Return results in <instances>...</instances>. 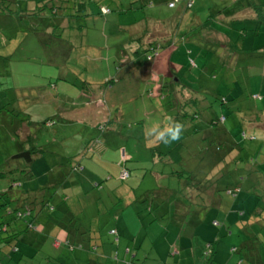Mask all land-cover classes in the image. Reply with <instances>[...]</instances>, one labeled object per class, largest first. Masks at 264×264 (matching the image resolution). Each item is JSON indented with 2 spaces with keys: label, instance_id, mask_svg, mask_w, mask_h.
Masks as SVG:
<instances>
[{
  "label": "crops",
  "instance_id": "1",
  "mask_svg": "<svg viewBox=\"0 0 264 264\" xmlns=\"http://www.w3.org/2000/svg\"><path fill=\"white\" fill-rule=\"evenodd\" d=\"M27 1L29 0L19 1L17 9L20 16L4 15L3 20L6 27L5 29H9L12 36L14 27L20 28V30L24 29V31L29 30V27H22L26 26L23 21L32 16H36V21H34L35 25H37L38 19H46L44 25L41 27L43 30L35 34L37 39H43L45 34L44 30L50 31L53 35H55L56 31H59L62 36L64 34L62 30L66 32L69 29H76L74 25L80 28L85 24L80 23L78 20L79 24H73L72 21L74 22L76 19H74L75 17L72 16V14H67V11L57 17L54 16L52 19L48 18V15L45 14L46 10L34 14L31 10L35 9V4L29 5L26 3ZM235 1L236 0L232 2ZM22 3L25 5L24 8H22ZM254 3H264V0H245V2L236 9H233L234 6L230 5H224L220 9L218 5L214 6L207 3L208 7L213 9V22L216 26L213 27L211 24L212 27L208 28V30L212 32V35L204 36V38H211L212 43L209 42L203 45V41L201 42V40H198L199 45L192 47L188 45V39L185 40L187 46L192 47L196 53V56H194L196 59L202 61L200 50L208 46L209 50H214L216 55H219L223 60L229 62L228 82L226 83V81L221 78L219 83L214 85V87H204L203 89L202 86L199 89L194 88L193 85L187 81L184 72H182V65L173 58L176 52H172V50L175 49L173 46L169 47L170 50H168V46L162 47L163 49L161 48L159 54L149 61L146 60L143 55L133 57L132 54L127 55L125 52L122 55L119 54L118 56H120L119 60L122 62V66L116 69L117 72H120L122 75H111L115 76L117 79L115 82H111V84L106 83V79L111 77L107 76L108 73L96 72L98 68L95 67V65L99 64L100 60L103 58L101 55H98L96 58L88 57L85 59L87 63L83 65L79 62L81 59L77 57L74 59L73 64L67 65V63L62 62L61 58L63 54H61L58 49L57 54L46 55L47 59L44 56L41 57L43 62L47 61L48 63L38 66L35 69H27L29 73L24 69L14 71L13 64L11 63V53H8L7 56L1 55L6 58L4 60L0 59V76H6L10 81H7L6 87H1V89L5 88L7 91L4 92L5 95L0 98V107L5 105L14 110L12 114L0 111V125L3 124L0 128L6 131L7 134V139L4 138L6 142L4 146H7L10 141L12 144L10 147H14V149L17 147H36L44 150V152L36 158L40 161L36 162L35 159L32 163L33 170L37 173V177L39 176L41 178L39 180L40 185L28 184V186H30L29 189H37L42 185H54L56 188V192L51 197V203L55 207V209L52 210L54 214L51 215V211L45 208L37 214L36 221L37 223L40 222L39 228H41V230L37 231L38 236L44 234H46L47 237L51 236L54 238L55 247H61L63 243L61 244L60 242L67 240V238L69 239L71 234L67 227L60 224L55 218L51 219L49 216H98V214L95 213V211H97L95 206L99 204V196L93 189H102L105 184L107 185L113 182L109 187L110 191L113 192L111 198L113 204L122 203V200L124 201L122 194L123 182H121L119 175L122 169L120 163L123 153L126 154L128 167H130V165H134L133 167L140 166V164L137 163L141 160L139 161L137 158V162L133 163L139 147L143 146L145 150H149L151 153L150 148H152L154 141L148 137V131L145 130L143 126H140L141 128L132 127L127 130L124 128L123 122H121L122 110L115 117L111 116L110 113H105L108 105L103 97V93L109 87L115 90L114 83L119 81L120 78L126 77L125 72H123L126 66H135V69L138 70L139 78L143 81V86L145 85L147 91H151V94H153H149L150 97L161 98L164 96V99L167 100L169 88L170 91L176 92L177 98L179 96L181 98L191 99L190 105L196 109H190L189 111L192 110L199 114L201 113L200 117L202 119H196L195 121L204 123L203 128L205 132L202 139H206L209 132L217 131L218 127L219 130L227 128L228 134L230 133L229 138L238 140L239 138H237L236 135H231L226 121L228 119L230 123H234L238 126L241 114L247 109L246 107L250 102V105L254 107V109L251 114H248L249 116L246 117L245 123L242 125V131L244 130L246 135L249 134L253 138H257L258 136L257 140L262 141L264 137V104H261V101L263 99H254L252 98V94H257V90L264 92V25L261 26L259 34L254 36L255 33L253 34V30L256 28L259 20L255 17V11H253L252 8ZM68 17H72V21H68ZM243 20L249 21L247 23L248 27L247 25L243 27V29L247 28L249 31L246 30L245 33V31L242 30L240 32L241 34L243 33L242 35H244V37H247L246 44L243 40L237 38L239 33L236 31L237 24H240ZM159 22L160 19L151 20V23ZM137 26L135 29H132L133 33L137 32ZM140 30L141 29H139V31ZM250 33L252 36L249 35ZM86 34L87 32H84L85 36ZM28 35L29 33L22 34L16 31L13 38L22 37L23 40H27ZM69 38L71 39L72 36L69 35ZM57 39H59V35L55 38L53 36L50 41L53 43V41ZM238 40H240V43ZM33 43L35 44V41ZM242 45H246L248 49H241ZM252 49L255 51L251 53L250 50ZM11 50L10 48V51ZM70 57H72L71 54ZM126 57L129 58V60L127 59L128 61H126ZM63 58L67 57L63 55ZM230 60L235 61L237 67L232 68ZM242 61L245 64H243ZM114 64L116 67L117 62L115 61ZM8 67L10 68L8 69ZM15 72H20V76L22 80H24L23 83L18 84L13 81ZM81 72L85 74L82 80L89 83L83 88L80 85H76L78 74ZM177 75L180 76L178 80L175 77ZM236 76L239 79H237ZM168 77L173 78L171 84L169 83ZM53 78H56V80L54 81ZM154 80L160 83L161 86L159 87L157 84L156 87H154ZM241 80H243L244 83ZM9 85L10 88H8ZM76 86L79 87L80 90L77 91ZM9 89L10 91H8ZM228 90L234 97L231 100L233 104L230 105L232 107L230 110H233V112L227 115V118H224V121L218 123L216 126H214V124H208L204 120L205 118L213 117L214 112L213 110L203 111V106L209 104L210 97H208L207 94L213 95L215 92L218 93L219 91L229 92ZM122 94H124L123 88L122 90L117 89L114 95L118 98V95ZM187 94H189V96H186ZM246 98H250V101ZM142 103L144 107L153 106L155 109L157 106L154 100L152 101L153 105L146 101ZM198 104H202L200 108ZM238 106L239 108H237ZM51 116L56 118L52 119L55 121L53 124L47 122V119L50 120ZM109 116H111L113 120ZM19 117L24 121H21ZM195 121L192 120L191 122L189 119H186V122L182 123H185V125H192ZM78 125L82 127L89 125V132L91 134L89 136V142L83 146L84 149H82L81 153L74 155L75 153H73L74 150H71V145L75 142L76 126ZM247 126H249V128ZM92 128L95 130V133ZM130 141L132 142L131 144H129ZM197 141L199 142L198 139ZM52 145L58 146V148L54 149ZM130 147H134L133 152ZM3 151L4 152H0L3 154L9 152L4 149ZM200 151H197V153ZM182 157L185 158L184 161H186L187 168L194 170H197L199 164L204 162V160L200 162V158L193 157L192 159L190 155H187L188 158H186L183 154ZM154 158L159 159V156L156 155ZM76 162L81 163V165L78 166ZM191 163L195 165L192 166ZM36 164L41 168L39 172H37ZM68 164L71 171L77 175L71 176V172L67 171ZM200 166L203 167L204 164ZM144 167L145 166L140 167V172H135L134 183H132L133 187L135 182H139ZM257 168H255V170L261 175L260 170ZM248 169L249 164L244 167L245 173H248ZM130 170L131 178L134 172L131 167ZM214 171L216 174L219 173L217 170ZM237 174L236 172L233 176L234 179H238V185L235 186L236 188L240 186L242 190L243 179L238 177ZM242 177L244 178L245 176ZM145 178L146 176L141 178L143 179L142 182H144ZM252 181L250 188L261 186L259 189H264L263 174L260 178H257V180L254 179ZM216 183L215 181L214 183H208L210 187L207 189L204 186H201L200 189L196 187L194 189L193 186L188 188L187 191L190 193V196L192 195L191 198L195 197L194 199H198L199 202H201L200 205L195 206L191 202V210L189 209L190 206L183 207L177 204L175 212L172 216L168 217V220L170 219V222H168V229L161 223L157 225L159 228L155 231L146 229L140 240H138V236L135 235L136 240L132 245L131 243L124 244V256L122 260H120V262L112 261L111 264H264L261 259L264 249L261 250L259 248L260 243H258L259 241H257V239L252 240L250 237L255 236L258 238V236L264 237V235L257 236V232L252 229L253 227L248 229V222L244 224H242L241 221L239 222V227L243 232V238H240L239 243L234 242L228 245L230 242L228 237H232L231 230L227 232V234H231V236H224L223 238L220 236L221 231L217 229V225H219L220 222L218 219L220 216L218 215L220 214L217 211V216L209 215L214 206H221V197L219 193H217L218 188H216ZM227 186V184H223L221 185V189ZM157 187L158 189L161 188L167 191V193L156 192L157 194L165 195L167 199L170 193L174 191L170 189L171 187L169 184L168 187H161L160 185H157ZM214 188L216 192H214ZM127 189V195L129 196L130 188L127 187ZM93 191H95V195L91 194ZM156 193L154 192V194ZM90 195H92L91 198ZM262 197L264 198V193ZM154 199L156 200L157 196H154ZM223 203L227 204L225 201ZM91 204H94L93 212L88 211ZM133 208H135V205ZM46 213L50 214L47 215ZM116 215L122 216L123 213L118 211ZM259 221L264 227V219ZM113 228L114 227L109 230ZM104 236L105 231L95 228L93 232L90 233L87 242L85 239L82 240V248L86 246V250H83L87 253L85 259L91 260V264H102L98 263L92 257H89V253L99 252V250L103 252L104 244H106ZM92 237L95 239H92ZM152 237L153 239L151 240ZM260 238L262 241L264 240V238ZM78 239L81 240L82 236ZM221 240H223V242ZM118 241L122 246L121 238H119ZM210 242H213L209 250L211 255L207 256L206 251H208ZM145 244L148 247L146 249L143 248ZM244 245H246L245 248H242ZM235 248H237L236 251H234ZM25 250L31 253L29 246H26ZM72 250L75 251V247H73ZM117 256H119V253ZM80 258L81 257L76 255L74 259L78 260ZM107 259L103 264H107Z\"/></svg>",
  "mask_w": 264,
  "mask_h": 264
},
{
  "label": "rangeland",
  "instance_id": "2",
  "mask_svg": "<svg viewBox=\"0 0 264 264\" xmlns=\"http://www.w3.org/2000/svg\"><path fill=\"white\" fill-rule=\"evenodd\" d=\"M72 1L77 3L81 0ZM84 1L88 6V11L90 12V14L87 15L84 19L80 17V23H85L82 25V27L79 28L77 25H74L76 29H69L66 32L62 30L64 32L62 36L59 31H56L55 35H53L50 31L44 30L45 34L43 36V39H37L35 34L43 30L41 27L44 25L46 19H38L37 25H35L34 21H36V16L28 17L23 21L24 25L26 26L22 27H29V30L24 31V29H21L18 31L22 34L29 33L27 40H23L22 37L3 39V36L0 35V55L7 56L8 53L12 54V56L11 54L10 56L12 58L11 63L13 64L14 71L21 69L27 71V69H35L45 63L47 64L48 62H43L41 60V57L44 56L47 59L46 55L57 54L58 49L60 50L61 54L67 57L63 58L62 55L61 58L60 56L62 62L67 63V65L73 64L74 59H76L77 57L78 59H81L79 60V62L83 65L87 63V60L85 59H87L88 57L96 58L98 57V55H101L103 56V58L100 60L99 64L95 65V67L98 68V71L96 72L108 73L107 76H111L113 74L122 75L120 72H117V67H115L114 63L115 61L118 64L121 62L119 60V54L122 55L124 52H131L130 50L133 49L132 47L136 45V41L134 40L137 32H145L144 39L146 40V42L156 40L163 43L165 42L164 40L168 39V44L171 45L172 40L176 42L179 37L182 39V36H184V34H188V30L190 35L187 36L186 39H188L189 41L188 45L193 47L195 45H199L198 40L196 41V35L192 32L193 29L191 28L192 21L196 20V15L201 19V22L199 19L197 20L198 22L202 23V25L205 23L204 35H212V32L206 29L207 26L212 27L211 24L213 25V27L216 26L214 25V22L211 21V19L207 20L209 18L208 14L211 11V9L208 8L207 3H210L214 6L218 5L220 9L224 5L234 6L233 9H236L237 7L242 5L243 2H245V0H236L235 2H232L234 0H194V2L192 0H178L175 6L169 7L167 4H165V0H152L147 7L140 8L138 0H129L133 2L134 8L119 13L116 9L118 6L117 0ZM122 1H126V4H128V0ZM35 2L36 0H29L26 3L29 5H34ZM103 3L107 4L109 9H111L109 13L104 12L103 8L100 7ZM187 3L190 4V8L186 7ZM24 7L25 5L22 3V8ZM70 9L71 8H69L66 13L71 12ZM100 10L101 12H99ZM45 12L48 13L49 16H51L50 9L46 10ZM154 19H160V22L151 23V20ZM68 21H72V17H68ZM198 22H195L193 25H201ZM72 23L79 24L77 20H74V22L72 21ZM135 25L139 26H137V32L133 33L132 29L136 28ZM139 29L141 30L139 31ZM84 32H87L86 36L84 35ZM57 34L59 35V39L53 41L52 43L50 39L53 36L54 38L58 37ZM69 35L72 36L71 39L69 38ZM249 35H251V33ZM241 40H243V42H245L246 44L247 37H242ZM34 41L35 44L33 43ZM202 41L203 45L209 42L212 43L211 38L209 37L203 38ZM238 41L240 43V40ZM180 43L181 44H178V48L176 50H172V52L176 51L173 55V58L182 65V72H184L187 81L192 84L194 88L199 89L202 86L214 87V85H217L219 83L221 78L224 79L226 83L228 82V61H225L222 57L216 55L214 50L211 49L209 51L208 46L205 49L203 47L200 50L202 58V61H200L199 59H196V57H194L196 56V53L194 52L192 47L187 46L185 40H181ZM10 48L12 49L11 51ZM168 50H170V48ZM70 54L72 55V57H70ZM193 59L195 60L196 64L192 63ZM230 62L232 68L237 67L235 61L230 60ZM242 63L245 64L243 61ZM9 68L10 67H8V69ZM27 72L29 73V71ZM123 72H125L126 77H122L119 81L114 83L115 90H112L111 87H109L103 93V97L107 101L108 105V108H106L107 111L105 113H110L111 116L115 117L122 110L121 122H123L124 128H126L127 130L132 127L141 128L140 126H143V128L148 131L152 125L167 126L168 123L172 120L173 116L176 115L175 112H177L179 109V102L177 101L176 92L170 91L168 88L167 100L164 99V96H162L161 98L150 97L149 94L152 95L151 91H149V93L145 85L143 86V81L139 78V73L138 70L135 69V66H126ZM84 76L85 74L83 72L78 74V78L80 79L79 81H81ZM175 77L176 79H180V76L178 75ZM168 78L169 83L171 84L173 82V78ZM236 78L239 79L237 76ZM53 79L54 81L56 80V78ZM8 80L10 81V79H7L6 76H0V98L4 96V92L7 91L5 88H3L4 90L1 89V87H5ZM13 81L18 84L24 82V80H22V77L20 76V72H15V78L13 79ZM241 81L243 82V80ZM155 82L156 80H154L153 82L154 87H156L157 84L159 87L161 86L160 83ZM77 86L76 88L78 91L80 90V88ZM122 88L124 94L118 95V98H116L114 95L115 91L117 89L122 90ZM8 91H10V89ZM256 92L261 96V99H263L261 101V104H264V92H261L260 90H257ZM186 96H189V94H187ZM207 96L210 97L209 103H212L214 108H221V110L226 109V105L221 104L219 100H214L212 94H207ZM153 100L157 105L155 109L153 108V106H143V101L152 104ZM188 101L191 102V99H188ZM201 105L202 104H198L199 108L201 107ZM186 109L187 111H189L190 109L195 110L196 108L193 106H188L186 107ZM148 111L150 114L148 113ZM189 112L192 113L191 111ZM224 113L227 114L226 111H224ZM186 117H182L183 121L181 122H186ZM111 119L113 120L112 117ZM226 122L231 135H236L239 137L242 148L240 147L241 149L239 150L236 148V150L234 149L233 151L225 154V156L227 157L226 159H220V157L215 158L214 155H212L214 157L213 169L217 170L218 172H225V174H222V177H220V179L216 183V188H218L217 193H219L221 197V206H214L212 208V212L209 213V215L217 216L216 212L218 211V213L220 214L218 215L220 216V218H218L220 222L219 225H217V229L221 231L220 236L222 238L224 236H231V234L228 235L227 232L228 230L232 231V237H228L230 240L228 245H231V243L234 242L239 243L240 238H243V232L239 227L240 221L242 222V224L248 222V229H251L253 227L252 229L257 233L259 232V235H264L263 224L260 221L256 220V216H253V210L255 208L257 211L263 212L262 215L264 216V198L262 197L264 189H259V187L261 186L257 188H250V185L253 182L252 180H257V178H260L262 174L264 175V137L262 141L257 140L258 136L257 138H253L249 134H247V136L243 138L241 133V125L236 126V124L230 123L228 119ZM203 124L204 123L200 121H195L193 125H185V123H183L185 130L182 133L181 138L179 139V141H181V146L180 148H177L175 150L176 152H174V149L172 150V152L175 153L174 155L184 154L186 158H188L187 155H190L194 158H201L203 156L205 157L204 162L207 159L212 160L209 151L205 148L208 149L211 143H213L214 145L216 144L217 140H214V138L218 136V134L217 131L209 132L206 138L207 140H202V136L205 132ZM88 126L89 125H87L86 127H82L80 125L76 126L77 131L75 142L71 145V150H74L73 153H81L82 149H84L83 146L89 142V136L91 133L89 132L90 127ZM247 127L249 128V126ZM93 131L95 133L94 129ZM226 135L229 136L230 133L228 134V132H226ZM6 137V131L0 128V151L2 152L3 148L6 147V145L4 146V144L6 143L4 138ZM197 139L199 140V142L197 141ZM177 142H173L168 145H165L163 143L159 145H152H155L157 148H159L160 145L162 148L168 146L169 153V150L173 148ZM131 143L132 142L130 141L129 144ZM7 145L12 146L10 141ZM52 147L54 149L58 148V146L54 145H52ZM130 149L132 150V152L134 151V147H130ZM200 150L201 153H197V151ZM211 150L214 151L213 148H211ZM205 151L206 154L204 153ZM172 154L171 156L167 157H171L174 161L175 159ZM167 157H164L162 159L152 158L149 150H145L143 146L139 147L137 149V154L133 160V163L137 162V158L139 159V161L141 160L137 163L140 164V166L133 167L134 165H130L132 171L134 172L131 178L129 177L127 179H122L119 177L121 182H123L122 194L124 201L122 200V203L113 204V201L111 200L113 192L110 191L109 187L113 182L107 185L105 184L102 189H93L99 196V204L95 206L97 208V211H95V213L98 214V216H49L51 217V219L55 218L56 221H58L60 224H63V226L69 229V232L71 234L70 238L72 240L71 243H63L61 247L56 248L53 244V237H44V239H41L42 244L39 246L37 245V247L35 246V253L32 257L33 259H27L26 261H22L23 263L20 262L18 264H60L59 262H61L62 264H91V260L85 259L87 253L83 250H86V246L82 248V240L85 239L87 242V240H89L90 233L93 232L95 228L100 229L101 231H105L104 241L106 242V244H104L103 252H101L100 250L99 252L91 251L92 253H89V257H92L98 263L102 264L105 263V260L107 258V264H111L112 261L120 262V260H122L124 256V244L126 245L127 243H131L132 245L136 240L135 235L138 236V240H140L141 237H143L146 229L155 231L159 228L157 226L158 224L162 223L163 226L167 228L168 222H170V219L168 220V217L172 216V214L175 212L177 204H179L180 206L182 205L183 207H189L190 205H192L191 202L195 206L200 205L201 202H199L198 199H194L195 197L191 198L192 195H189L190 193L187 191V189L192 186L197 187L198 182H204L203 179L205 178V175L201 172L199 174L198 172L196 179L193 178L189 180V175L186 173L188 171L186 170V172H184L182 170V164L180 162H176V164L173 165V169L182 171L180 173L181 176H173L172 178L168 179V177L166 176L168 174L166 173H170L172 171L171 165H162V163L167 161ZM182 160H185V158L182 157ZM39 161L40 160L36 159V162ZM204 162L199 164V166L204 164ZM123 163L124 162L122 160L120 163L122 167ZM247 164H249V169L248 173H245L244 167ZM191 165L193 166L195 164L191 163ZM141 166H145L140 176L141 182L143 181V179H141L142 177L146 176V178L142 183L140 182V180L139 182H135V185L133 187L132 183H134L133 180L135 172H140ZM36 168L37 172L41 170V168L37 164ZM255 168L260 170L261 175L255 170ZM67 171L71 172V176L77 175L76 173H73V171H71L69 164L67 166ZM192 171L194 172L193 169ZM236 172L238 173L237 176L243 179L242 190L240 192L235 191L233 192V194L227 193L225 188L233 189L238 181V179L233 178L234 173ZM210 176L212 177L213 174H210ZM242 176H245L246 178H243ZM40 179L41 178L39 176L37 177V175H35L33 180H24L23 188H29L30 186H28V184H34L36 186L40 185ZM1 183L2 181H0V186ZM168 184L171 186V188H174V191L170 193V196L167 199L165 195H161L159 193L157 194L156 192L167 193V191L164 189L162 190L161 188H159V190L157 185H160L161 187H168ZM223 184H227L228 186L221 190V185ZM127 187L130 188L129 196L127 195ZM95 191H93L91 194L95 195ZM154 192L157 195L154 194ZM214 192H216L215 188ZM154 196H157L156 200L154 199ZM91 197L92 195H90V198ZM224 201L227 202L228 205L223 203ZM134 205L135 208H133ZM189 209L192 210L191 206ZM134 210H136L137 213ZM88 211H94V204H91V206L88 208ZM118 211H121L123 215L117 216L116 214H118ZM3 213L4 212H0V216ZM112 227L117 230V233L111 234L110 232H107ZM81 236L82 239L79 240L78 238ZM38 237L39 236L36 231H30L31 240H35V238ZM119 238H121L122 246L118 241ZM92 239L95 238L92 237ZM152 239L153 237L151 238V240ZM221 241L223 242V240ZM32 245L33 243H31V246ZM73 246H75V251L72 250ZM143 248L146 249L148 247L145 244ZM30 252H32V247H30ZM118 253L119 256H117ZM76 255L81 258L78 260L74 259ZM261 259L264 262V251Z\"/></svg>",
  "mask_w": 264,
  "mask_h": 264
},
{
  "label": "trees",
  "instance_id": "3",
  "mask_svg": "<svg viewBox=\"0 0 264 264\" xmlns=\"http://www.w3.org/2000/svg\"><path fill=\"white\" fill-rule=\"evenodd\" d=\"M19 1L20 0H0V21H1L0 22V35L3 36V39L13 38L15 32L20 30V28L14 27V32L12 36V34H10V30L5 29L6 27H5V23L3 20L4 15H8V16L9 15H19L20 16V13L17 9ZM138 1H139V7L145 8L149 5V3H151L152 0H138ZM177 1L178 0H165V4H167L169 7H173L176 5ZM192 1L194 2V0ZM124 2L126 4V1ZM124 2L122 0H117L118 6L116 9L119 13L123 11H128L134 8L132 1L128 0V4L126 5L124 4ZM171 2H174V5L171 6L170 5ZM189 5L190 4L187 3L186 7L190 8ZM100 7L103 8L104 12L109 13L111 11V9H109L108 5L105 3H103ZM69 8H71L70 9L71 12H69V14H72V16H74L75 19L78 21H80L81 18L84 19L87 15L90 14V12L88 11V6L86 5V2L84 0H81L77 3L73 2L72 0H36L35 9H32L31 11L34 12V14L35 13L38 14L40 12L50 9L51 16H49L48 13L46 12L45 13L48 15V18L52 19L54 16L57 17L61 15L62 13L66 12ZM252 8H253V11H255V17L259 19L257 22L256 28L253 30L254 31L253 34L255 33L254 36H257L259 34V30L261 26L264 25V22H262L264 21V3H259V4L254 3ZM209 9H211V11L208 14L209 18L207 20L211 19V21L213 22L214 12L212 11L213 10L212 8H209ZM99 12H101V10ZM198 19L201 22L200 17L196 15V20L192 21L191 28L193 29L192 32L195 33L196 35V38H197L196 41L201 40L202 42V39L204 38V36H206V34L204 35L205 23L202 25V23L197 21ZM195 22H198L201 25L197 24V26H194L193 24ZM248 22L249 21L247 20H243L242 22H240V24H237L236 31L239 33V35L237 36L238 39H241L242 37H244V35H242L243 33L242 34L240 33L242 30L245 31V33H246V30L249 31L247 28L243 29V27L247 25ZM208 28L210 27L207 26L206 29L208 30ZM187 32L189 34L188 30ZM144 34L145 32L143 33L137 32V35L135 34L136 36H135L134 41H136L135 43L136 45L132 47L133 49L130 50L131 52L129 53L125 52L127 55L132 54L133 57H139L143 55V57H145V59L149 61L159 54V51H161L162 47L168 46V49H169L170 46H173L175 47V49H177L178 44H181L180 41L186 40V37L188 36V34L187 35L184 34V36H182V39L179 37L178 40H176V42L171 39L172 44L169 45L168 39L165 41V43H161L160 41H156V40L151 41V42L150 41L146 42V40L144 39ZM241 49L247 50L248 48L246 45H242ZM250 51L252 53L255 50L252 49ZM5 58H6L5 56L0 55V59L4 60ZM127 59L129 60V58L126 57V61H128ZM192 63L196 64L194 59L192 60ZM121 66H122V62H120L116 67L120 68ZM79 80L80 79L77 78V83L76 82H73V83L80 85L82 88L85 87L87 84H89L85 80H81V81ZM116 80L117 79L115 76H111L106 79V83L111 84V82H115ZM8 88H10V85L8 86ZM252 95H253L252 98L254 99L261 98L260 96H258L259 95L258 93L252 94ZM233 98L234 97L230 91L227 93L221 92V91H219L218 93L215 92L213 94V99L219 100L221 104L226 105V109L221 110V108H214L212 103L205 104L203 106L204 107L203 111L206 112V110L207 111L213 110L214 115L211 118H205L204 121H206L208 124H211V125L214 124V126H216L220 122H223L224 118L226 119L227 115L233 112V110H230L232 108L230 105L233 104V102L231 101ZM250 98H246V99L250 101ZM177 101L179 102V109L177 112H175L174 110L176 115H174L173 120L181 122L183 121L182 117H186V116H187L186 119L188 118L191 122L192 120L195 121L196 119H200V120L202 119L200 117L201 113L199 114L198 112H194L192 110H191L192 113L187 111L186 107L191 106L188 99L184 97L181 98L178 96ZM237 108H239V106ZM246 108L247 109L244 110L241 114V119L238 125L242 126L243 123H245L246 117L249 116L248 114H251V112L254 109V107L250 105V102L248 103V106ZM0 111H4L9 114H12L14 110L11 107L8 108L7 106L3 105L2 107H0ZM224 111H226L227 114H225ZM19 119L21 121H24L20 117ZM52 119H56V118L54 116H51L50 120L47 119V122L49 124H53L55 121ZM0 126H3V124ZM242 127H241V133L244 138L247 135L244 130L242 131ZM226 132H228L227 128L225 129L222 128L219 130L217 127L218 136L214 138V140H217L216 144L214 145L213 143H211L208 149L205 148L206 150L209 151V154L212 157V160L207 159L205 160L203 167L199 166L198 169L196 167V169L199 171L193 169L194 170L193 172L191 168H187L186 161L182 160V155L181 154L174 155L175 153L172 152L173 149H174V152H176L175 150L177 148H180L181 141L177 142L176 145L169 150V153H168V146L165 148H162L160 145V147L157 148L155 145H153L152 148H150L152 158L158 155L159 159H162L164 157L171 156V154L173 153L172 155L175 159L174 161L171 157H167L168 158L166 159L167 161L162 163L163 166L171 165L172 171L170 173H166L168 174L166 175L168 179L172 178L173 176H179V175L181 176L180 173L182 171L173 169V165L176 164V162H180L182 164L181 166H183L182 170L184 172H186V170L188 171L186 173L189 175V180L193 178L196 179L198 172L199 174L200 172L203 173L205 175V178L203 179L204 182L203 181H202L203 183L198 182L196 188L200 189L201 186H204L207 189L210 187L208 183H211V182L214 183V181L217 182L220 179V177H222V174H225V172L223 173L220 171H219L220 173L218 174L215 173L214 171L215 169H213L214 164H211L214 161V157L215 158L220 157V159L222 158L226 159L225 154L233 151L234 149L236 150V148L238 150L242 148L240 144L241 141H239V139L238 140L230 139L229 138L230 136H227ZM244 133H245V136H244ZM237 138L239 137L237 136ZM211 148H213L214 151H212ZM3 149L9 152L7 154H3L2 152H0V181H2L1 186H0V212H4L0 216V264H18L22 261H26L27 259H33L32 257H33V254L35 253V246L37 247V245L38 246L41 245L42 244L41 239H44V237L47 238V235L44 234V235L39 236L38 238H35V240H31L30 231L37 232L41 230V228H39L40 222L37 223L36 220H37L38 212L41 211L43 208L51 211V215H53L52 210H54L55 207L51 203L52 202L51 197L56 192V188L54 185H42L37 189H29V188L24 189L23 188L24 180H33L35 175H37V173L33 170L32 163L38 156H40L44 152V150L38 149L36 147H27V148L17 147L14 149L8 145L4 147ZM204 153L206 154V151ZM76 154L77 153H75V155ZM212 155H214V157ZM204 158L205 157L202 156L200 158V162L204 160ZM126 159H123V156H122V160L124 163H123L121 172L123 169H125L128 172V175L125 177H122L121 172H120L119 177L122 179H127L131 176V172H130L131 170H130V167L127 166L128 160ZM76 163L78 166L81 165V163L79 162H76ZM210 174H213V176L211 177ZM236 185L238 184L236 183ZM193 188L195 189L194 186ZM170 189L174 190V188H170ZM225 190L227 193H231V194H233V192L235 191L236 192L241 191L240 186H237V188L235 186L233 189L225 188ZM262 213L263 212L257 211L256 208L253 210V216H256L255 218L257 221L264 219V216L262 215ZM46 214L48 215L50 213H46ZM45 217H48V216H45ZM112 230L114 231L112 232ZM108 232L113 234V233H117V230L113 228ZM256 234L258 236L259 232ZM250 237L252 240L257 239V241H259L258 243H260L259 248L261 250L264 249V240L262 241V239L260 238V237L264 238L263 236H260V237L258 236V238L255 236L254 237L250 236ZM71 241L72 240L70 238L69 239L67 238V240L62 241L60 243L70 244ZM31 243H33L32 246H31ZM211 245H213V242H210V244L208 245V251H206L207 256L211 255V252L209 251ZM26 246L32 247L31 253H28L25 250ZM245 246L246 245L242 246V248H245ZM236 250L237 248L234 249V251ZM59 263L62 264L61 262Z\"/></svg>",
  "mask_w": 264,
  "mask_h": 264
},
{
  "label": "clouds",
  "instance_id": "4",
  "mask_svg": "<svg viewBox=\"0 0 264 264\" xmlns=\"http://www.w3.org/2000/svg\"><path fill=\"white\" fill-rule=\"evenodd\" d=\"M184 130L182 122L171 120L167 126L152 125L147 135L154 141L155 145L161 143L168 145L179 141Z\"/></svg>",
  "mask_w": 264,
  "mask_h": 264
},
{
  "label": "built area",
  "instance_id": "5",
  "mask_svg": "<svg viewBox=\"0 0 264 264\" xmlns=\"http://www.w3.org/2000/svg\"><path fill=\"white\" fill-rule=\"evenodd\" d=\"M170 5H171V6L174 5V2H171ZM122 156H123V159H126V154H125V153H123ZM127 175H128V172H127L125 169H123L122 172H121V176H122V177H125V176H127ZM113 231H114V230H112V232H113Z\"/></svg>",
  "mask_w": 264,
  "mask_h": 264
}]
</instances>
